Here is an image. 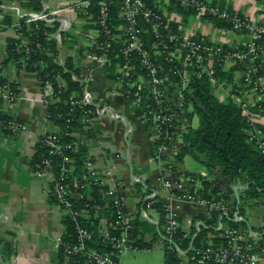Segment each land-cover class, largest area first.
Here are the masks:
<instances>
[{
  "label": "built area",
  "instance_id": "2783aa9c",
  "mask_svg": "<svg viewBox=\"0 0 264 264\" xmlns=\"http://www.w3.org/2000/svg\"><path fill=\"white\" fill-rule=\"evenodd\" d=\"M165 6L190 13L194 21L204 24V29L197 30L196 23L187 26L183 16L168 15ZM64 10L84 22L91 21L95 28L88 35L84 49L71 51L72 63L78 71L71 73V79L83 87L81 92H72L64 101L67 105L64 127L56 121L60 113L54 117L45 112L46 121L54 129L37 135V143L45 152L36 161L35 171L39 176H48V194L72 226L71 237L65 229L55 242L62 256L60 264H119L122 251L146 248L141 243L144 231L126 207V187L108 169H96L88 149L81 174H77L76 160L71 155L79 145L88 146L68 126L75 111L79 112V120L86 130L92 127L95 115H108L125 122L105 98L94 95L88 88L97 70L105 69L111 75L112 86L107 95H121L135 110L152 141L149 163L162 168L165 159L176 161L182 134L192 125L187 117L191 107L186 100L191 79L206 76L212 92L228 91L231 82L216 76L214 68L218 66L227 75L230 66L238 67L239 73L234 75L236 84L255 97L252 110H246L250 125L248 140L264 153V131L256 122V115L264 114V80L263 75H255L260 68L257 61L264 60V22L254 23L247 16L211 0H70L56 9L43 5L38 10L22 11L14 24L12 51L22 53L24 60H29L37 50H42L52 62L63 65L66 51L61 34L72 26L68 18L60 16ZM216 19L227 22L230 28L216 26L213 22ZM55 23L56 30L50 33L48 27ZM208 26L209 30L212 27L220 32L242 33L248 39L241 45L229 46L210 39ZM39 34L54 39L57 54L42 45ZM37 63L44 65L42 59ZM32 72L46 109L60 102L58 94L65 88L60 74L50 77L45 73L41 77L38 70ZM0 97L8 102L20 98L9 82L0 83ZM0 130L15 133L24 132L27 127L14 117L0 115ZM157 180L158 186L150 189L146 186V176L132 175L131 186L136 183L148 189L141 199V219H150L149 210L161 215L154 207L156 202L161 203L162 247L175 253V264H258L264 259V224L259 228L249 227L247 232L237 225L245 221L238 209L240 189L236 187L234 201L203 196L195 187L194 179L188 176L169 178L160 171ZM91 187L96 190L98 200L88 196L79 204L83 191ZM183 204L199 207L210 217L214 214L216 224H211L212 233L205 244H194L193 239L183 243L185 236H180ZM93 215L96 220L92 219ZM222 220L232 224H224ZM198 224V229L209 226Z\"/></svg>",
  "mask_w": 264,
  "mask_h": 264
},
{
  "label": "crops",
  "instance_id": "0c3cea01",
  "mask_svg": "<svg viewBox=\"0 0 264 264\" xmlns=\"http://www.w3.org/2000/svg\"><path fill=\"white\" fill-rule=\"evenodd\" d=\"M68 1L70 0H39L41 7L45 5L51 9L59 8ZM211 1L247 16L254 23L264 22V0ZM27 3L28 0H0V79L14 86L20 96L13 102L0 97V115L14 117L27 127L26 131L15 133L0 130V264H60L62 256L56 249L55 242L65 230V220L61 210L48 194L50 179L47 175H37L35 171L37 135L52 131L54 126L45 119L47 109L41 101L40 86L34 73L19 66L11 50L15 39L14 24L20 19L22 11L32 9ZM164 9L170 16L174 13L180 17L183 16L187 26L196 23L197 30L204 29V24L202 22L198 24L197 19L194 21L190 13H182L171 6H165ZM67 12L64 10L60 16L68 18L72 26L67 32H62L61 36L66 56H71V51L86 47L88 35L93 33L95 24L89 20L84 22L70 12L69 15L66 14ZM183 20L182 18V22ZM206 29L209 30V26ZM209 31L210 39L224 42L229 46L241 45L248 39L242 33L229 30L220 32L211 27ZM238 73V67H229L228 81L231 83L228 91L219 93L224 96L220 100L234 99L246 110H250L255 97L252 92L236 84L234 75ZM111 86L112 81L108 71L100 69L97 70L95 79L88 88L94 95L105 98L108 105L125 118V122L108 115H95L92 127L88 130L84 129L80 122L75 127V131L88 146L81 144L78 148L88 149L93 158L94 167L98 170L108 169L112 176L119 179L126 187V207L134 218V222L144 231V241L141 243L146 247L127 251H161L163 259L162 235H160L161 215L149 210V220L140 218L142 195L148 189L136 183L131 186V176L139 174L146 176V186L153 189L158 186L157 178L160 171L169 178H176L191 177L189 174L197 173L205 176V169L204 166L192 162L187 158L188 156L184 157L185 160L183 158L181 161L174 162L165 159L162 168L150 164L148 159L153 149L150 136L135 110L123 100L121 95H107ZM256 122L264 131V114H257ZM78 173L81 174V170ZM210 178L208 180L210 189L216 190L212 196L234 199L235 184L225 183L215 176ZM236 186L242 188L240 182ZM195 187L202 194L201 186ZM85 192L91 193L88 190ZM88 196L92 197L91 194H85V199ZM106 202L110 203V198ZM256 206L264 208V204H256ZM250 207L239 210V214L245 221H240L237 225L244 232H247L249 227L259 228L264 224V214H251L248 210ZM212 218L199 207L183 204L180 217L181 231L185 238L190 234V238L193 239L200 230L198 223L207 224L209 226L205 227L211 228V224H216L215 220L213 223H208ZM92 219L97 218L93 215ZM229 223L232 224V222L224 224ZM211 233L209 230L208 236ZM152 242L157 244L150 249ZM133 257L136 260L137 255ZM258 264H264V259H261Z\"/></svg>",
  "mask_w": 264,
  "mask_h": 264
},
{
  "label": "trees",
  "instance_id": "16d2710c",
  "mask_svg": "<svg viewBox=\"0 0 264 264\" xmlns=\"http://www.w3.org/2000/svg\"><path fill=\"white\" fill-rule=\"evenodd\" d=\"M27 4L28 7L30 6L34 10L41 8L39 0H28ZM213 22L216 26L230 28L227 22L217 19L213 20ZM56 27L57 23L53 27H48L49 32L55 31ZM39 37L42 45H46L50 51L57 54L58 51L53 38L49 37L47 39V36H43V34H39ZM12 52L13 58L19 66H23L29 71L38 70L41 77L45 73L50 77H54L57 73L60 74L65 82V88L58 94L61 100L57 104L49 105L46 111L53 114L54 117L60 113L61 116L56 121L60 126L64 127V116L67 111V105L64 101L72 92H81L83 87L79 82L71 79V73H78L77 68L72 63V57L69 55L65 56L63 65H59L52 62L50 56L42 50H37L35 54L30 56L29 60H24L22 53ZM39 59L43 60L44 65L37 63ZM35 63L37 64L35 65ZM257 63L260 64V68L255 75H263L264 60L257 61ZM214 74L220 76V78L230 79V75L222 73L218 66H215ZM2 82L6 81L0 79V83ZM54 89H58L56 84ZM186 98L187 104L191 107L187 115L188 121L191 123L193 116L196 115L198 124L196 127L188 126L182 134L183 142L176 160L181 161L185 156H189L204 166L206 170L205 176L200 174L189 175L193 179H200L201 192L205 197H210L216 192L215 189H210L209 181L206 178L207 176H215L228 184H236L238 182L242 184V188L237 187L241 191V195L238 197L239 210L247 206L264 204V153L260 151L252 140H248L250 125L247 121L246 109L232 99L222 101L216 98L206 76L193 77L191 79L186 91ZM75 112L73 114L74 117L68 123L72 130H75V127L80 124L79 112ZM44 152L45 148L37 144L36 161ZM85 152V148L79 147L78 150L71 153L76 160L77 174H79L80 170L81 172L83 171L82 164ZM87 190L91 192L89 194L92 195V199L98 200L94 187ZM85 191H83L82 195L84 198H81L78 202L79 204H82L87 199H85V194L89 195ZM108 205H110L108 207L110 210L111 204L108 203ZM154 207L162 215L161 203L156 202ZM214 220L213 214V218L208 223H213ZM64 224L68 236L71 237L72 226L70 222L65 220ZM209 230L211 231V228L201 227L193 238L194 244H205L208 240ZM181 234L183 235L182 232H180V236ZM190 240L189 234L188 237L183 239V243H189ZM176 260L177 257L174 252L163 248V264H175Z\"/></svg>",
  "mask_w": 264,
  "mask_h": 264
},
{
  "label": "rangeland",
  "instance_id": "374dc122",
  "mask_svg": "<svg viewBox=\"0 0 264 264\" xmlns=\"http://www.w3.org/2000/svg\"><path fill=\"white\" fill-rule=\"evenodd\" d=\"M66 14L69 15V12H67ZM213 94L219 100L224 98V96L219 94L218 91H216V90L215 91L213 90ZM197 124H198V118L196 115H194V117L192 119V126L196 127ZM185 158H184V160H185ZM187 158L192 160V162H196L197 164L201 165L200 163H198L197 161H195L191 157L188 156ZM195 167H197V166H195ZM190 169H192V168H190ZM205 174H206V170H205ZM210 177L211 176H207L206 178L209 180V179H211ZM200 183L201 182H200L199 178H196L194 180V184L196 186L200 185ZM248 210L251 212V214L252 213H256L257 215L264 214V208H262L260 206L257 207L256 205L251 206L250 209H248ZM155 244H157V242H152L150 244V249L154 248ZM133 255H137L136 260L134 259ZM119 261H120V264H163L161 251H136V250L127 251V250H125V251L121 252V254L119 256Z\"/></svg>",
  "mask_w": 264,
  "mask_h": 264
},
{
  "label": "water",
  "instance_id": "95a60500",
  "mask_svg": "<svg viewBox=\"0 0 264 264\" xmlns=\"http://www.w3.org/2000/svg\"><path fill=\"white\" fill-rule=\"evenodd\" d=\"M235 187H238V186L235 185ZM239 187L241 188V186H239Z\"/></svg>",
  "mask_w": 264,
  "mask_h": 264
}]
</instances>
